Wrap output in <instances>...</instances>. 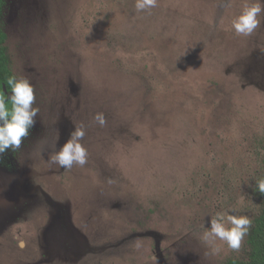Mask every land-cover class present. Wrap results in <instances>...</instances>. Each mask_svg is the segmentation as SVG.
I'll list each match as a JSON object with an SVG mask.
<instances>
[{
    "label": "rangeland",
    "instance_id": "1",
    "mask_svg": "<svg viewBox=\"0 0 264 264\" xmlns=\"http://www.w3.org/2000/svg\"><path fill=\"white\" fill-rule=\"evenodd\" d=\"M135 2L4 0L11 70L34 85L39 113L0 154V264L248 258L264 209V15L237 36L252 0ZM81 123L88 164H50ZM228 208L252 226L238 251L217 241L213 255L199 233Z\"/></svg>",
    "mask_w": 264,
    "mask_h": 264
},
{
    "label": "clouds",
    "instance_id": "2",
    "mask_svg": "<svg viewBox=\"0 0 264 264\" xmlns=\"http://www.w3.org/2000/svg\"><path fill=\"white\" fill-rule=\"evenodd\" d=\"M158 0H136L137 12L147 11L157 6ZM230 6V0H225ZM264 15V0L246 2L241 13L232 20V28L237 36H250L261 24ZM10 94L0 92V154L8 150L20 149L22 141L30 135L36 123L39 108L35 107L36 94L34 85L26 78L11 76L7 80ZM94 121L101 127L106 124L103 112L94 116ZM87 126L83 123L74 127L69 139L58 150L52 151L48 162L58 165L66 172L73 167L83 168L88 164V149L83 143ZM256 189L264 194V177L256 181ZM235 209L217 211L210 216V227H203L199 239L215 255L221 251L217 241L223 242L231 250L238 251L243 239L249 233L252 220L246 215H236ZM17 246L24 249L27 242L19 240Z\"/></svg>",
    "mask_w": 264,
    "mask_h": 264
},
{
    "label": "trees",
    "instance_id": "3",
    "mask_svg": "<svg viewBox=\"0 0 264 264\" xmlns=\"http://www.w3.org/2000/svg\"><path fill=\"white\" fill-rule=\"evenodd\" d=\"M4 0H0V92L5 95L10 94V88L7 86V80L11 76H15L11 70V58L6 45L7 35L3 28ZM260 199L264 203V194L259 193ZM249 244L251 247L247 259L233 260L229 264H264V209L261 217L256 221L252 229Z\"/></svg>",
    "mask_w": 264,
    "mask_h": 264
}]
</instances>
